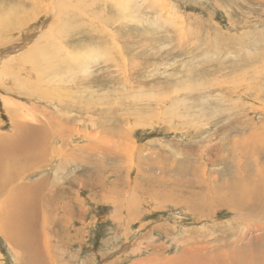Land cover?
<instances>
[{"label":"rangeland","instance_id":"1","mask_svg":"<svg viewBox=\"0 0 264 264\" xmlns=\"http://www.w3.org/2000/svg\"><path fill=\"white\" fill-rule=\"evenodd\" d=\"M23 3L0 0L22 9L0 26V135L56 127L4 166L0 264H264V0Z\"/></svg>","mask_w":264,"mask_h":264},{"label":"bare ground","instance_id":"2","mask_svg":"<svg viewBox=\"0 0 264 264\" xmlns=\"http://www.w3.org/2000/svg\"><path fill=\"white\" fill-rule=\"evenodd\" d=\"M41 0H24V5L27 4H32L33 5V8H34V12L37 13V12H40L41 9H40V2ZM58 1V0H57ZM50 3H51V0H49V3L47 5V8L50 10ZM88 3V2H87ZM85 5V4H84ZM61 6V5H60ZM59 6V7H60ZM88 7V6H87ZM84 10V8H83ZM1 11V10H0ZM22 11V9L20 8H15V9H12L8 12H2L0 13V26L1 24H5V23H9L10 21H12V19H14L15 17H17L19 15V13ZM86 11V10H85ZM60 15H55L54 17V21H51V23L49 24L50 25H53V27H56L58 25H62V24H59L57 21H58V18H59ZM23 21V20H21ZM48 26V28H49ZM52 28V27H51ZM1 30H0V34H1ZM88 33V32H87ZM85 35V34H84ZM52 36L51 33H48L47 34V38H50ZM67 38V36L65 37ZM53 39H54V36H53ZM64 41V40H63ZM63 41L59 42L58 44H62ZM66 41V40H65ZM2 43V39L0 38V45ZM40 44V43H39ZM38 44V45H39ZM55 44V43H54ZM36 45V47L38 46ZM56 45V44H55ZM35 46V45H34ZM52 46V45H51ZM53 47V46H52ZM56 48V47H54ZM36 49V48H35ZM60 49V47H59ZM58 49V50H59ZM11 50V49H10ZM54 51V50H53ZM60 51V50H59ZM11 53V52H10ZM43 52L42 51H39L37 56H40ZM23 54V53H22ZM4 56V55H2ZM41 59V58H40ZM50 59V58H48ZM28 60V59H27ZM47 61V60H46ZM4 62L5 60L4 59H0V65H4ZM34 64V63H33ZM22 67V66H21ZM1 69V68H0ZM34 71H36L37 73V77L39 79L43 78L44 76V67L41 69H39L38 65L37 66H33V69ZM99 79V78H98ZM97 81V80H96ZM23 118V117H22ZM50 118V117H49ZM48 118V119H49ZM13 119H14V116H13ZM15 121V119H14ZM43 121V120H42ZM45 122H47L46 124H38V125H33L32 126V129L30 132L27 133V131H19L17 129H15V133L13 134L12 137H4V136H1L0 135V191H4V189H6V185L7 183H12L14 182L15 180V173L12 171H7L5 167H8L10 165H16V166H20V167H23L26 165L27 167L32 164L34 165L33 163H35L38 159V160H41L42 156H44V154L46 153L45 152V149H47V147L43 146L46 142L45 140V137H46V128L49 129L50 127H54V123H52L53 125H49V121L48 120H44ZM36 122V121H35ZM40 122V120H39ZM24 123V122H23ZM27 123V122H26ZM41 123V122H40ZM17 124V123H16ZM20 124V123H19ZM15 125V124H14ZM22 125V124H21ZM23 126V125H22ZM21 126V128H22ZM15 127V126H14ZM27 127V126H26ZM56 127V125H55ZM16 128V127H15ZM25 129V128H24ZM36 160V161H35ZM40 162V161H39ZM255 162V161H254ZM19 163H21L19 165ZM40 164V163H39ZM8 165V166H7ZM30 167V166H29ZM244 167V166H243ZM25 173V172H24ZM20 178V177H19ZM5 179V180H4ZM259 184V182L257 183ZM261 184V183H260ZM257 185V189L259 190H262L261 189V186ZM37 186H40V183L37 185ZM18 191L15 190V189H10V193L15 196L17 194H19V197H23L25 192V189L23 188L22 185L18 184ZM263 187V186H262ZM11 188V187H10ZM16 188V187H15ZM38 188V187H37ZM36 189V188H35ZM39 189V188H38ZM103 189V188H102ZM41 191V188L39 189ZM38 190V191H39ZM256 193L258 192V190L255 191ZM27 194V193H26ZM42 196V195H41ZM249 196V195H248ZM248 196L246 198H248ZM16 198V197H15ZM14 198V199H15ZM29 198V197H28ZM26 199H27V196H26ZM39 199V197H38ZM240 197L238 196L237 200L234 201V206L237 205V202L239 201ZM249 201V200H248ZM30 203V201H27ZM245 202V200H244ZM250 202V201H249ZM17 203V201H16ZM20 205L22 204V202H18ZM215 203H217L218 205L222 204V201L221 200H216ZM26 205V204H25ZM239 206H242V201H240L238 203ZM17 206V205H16ZM21 207V206H20ZM22 210H23V207H21ZM30 208V206H29ZM19 210V209H18ZM36 211V210H35ZM36 214V212H34V215ZM36 216V215H35ZM21 222V223H20ZM18 224V229L15 227L16 225L13 226V228L15 227L17 230H18V235L16 236L15 235V238H17L18 240V244L19 243H25L26 240H27V233L25 232L26 229L24 228L22 221H20ZM11 228L8 229V231H10ZM14 231V229H13ZM16 231V230H15ZM12 232V231H11ZM17 232H13V234H16ZM12 235V234H11ZM29 235V234H28ZM13 240V239H12ZM34 248V247H33ZM219 261V260H217ZM174 261H168L167 263L168 264H173Z\"/></svg>","mask_w":264,"mask_h":264}]
</instances>
